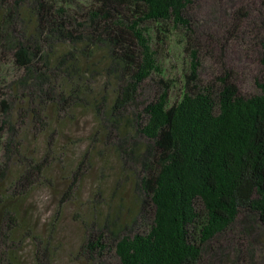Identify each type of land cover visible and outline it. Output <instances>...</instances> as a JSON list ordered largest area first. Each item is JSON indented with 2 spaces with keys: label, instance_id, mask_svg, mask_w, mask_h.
I'll use <instances>...</instances> for the list:
<instances>
[{
  "label": "trees",
  "instance_id": "obj_1",
  "mask_svg": "<svg viewBox=\"0 0 264 264\" xmlns=\"http://www.w3.org/2000/svg\"><path fill=\"white\" fill-rule=\"evenodd\" d=\"M85 1L78 12V0H0V264H25L27 243L34 261L40 250L50 255L55 229L38 231L28 199L55 168L68 169L63 140L72 141L79 110L99 122L93 143L131 118L145 139L134 142L136 186L153 222L116 242L120 264H264V81L251 96L229 72L203 83L190 48L172 102L176 81L158 62L149 24L189 29L194 0ZM258 44L264 64V38ZM150 82L154 96L140 108ZM105 238L89 234L88 263L112 264Z\"/></svg>",
  "mask_w": 264,
  "mask_h": 264
},
{
  "label": "rangeland",
  "instance_id": "obj_2",
  "mask_svg": "<svg viewBox=\"0 0 264 264\" xmlns=\"http://www.w3.org/2000/svg\"><path fill=\"white\" fill-rule=\"evenodd\" d=\"M262 1L194 0L188 12L189 29L164 23L161 25L168 29L164 32L161 25L149 24L158 62L166 77L176 81L171 90L172 102L183 91L190 48L198 50L201 59L198 72L203 83H216L219 75L229 72L243 95L260 93V83L264 81L258 44L259 38H264ZM85 4V0H78L71 10L79 12ZM155 89L150 82L142 91L140 108L153 98ZM75 118L79 120L73 121L69 128L72 141L63 140L70 145L66 154L68 169L55 168L51 184L36 185L29 194L28 204L38 231L55 229L48 245L50 255L40 250L36 257L41 264H90L82 246L89 234L103 232L110 244L107 262L120 264L115 253L116 242L123 236L148 231L153 222L151 210L140 213L144 194L136 186L139 166L134 160V142L143 143L145 139L137 135L131 118V123L120 126L121 132L102 128L100 137H95L99 140L93 143L98 120L89 111L81 110ZM130 133L135 139H131ZM45 139L37 145L41 149ZM140 155L142 161L147 157L145 152ZM73 181L76 184L72 188ZM107 219L113 222L110 229L102 228ZM261 256L260 251L253 255L258 262L262 261ZM22 257L25 264L38 263L34 261L31 243H27Z\"/></svg>",
  "mask_w": 264,
  "mask_h": 264
}]
</instances>
